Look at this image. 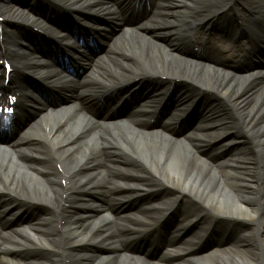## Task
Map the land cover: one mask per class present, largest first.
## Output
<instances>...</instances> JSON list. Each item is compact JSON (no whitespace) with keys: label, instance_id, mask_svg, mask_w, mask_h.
I'll return each instance as SVG.
<instances>
[{"label":"bare ground","instance_id":"6f19581e","mask_svg":"<svg viewBox=\"0 0 264 264\" xmlns=\"http://www.w3.org/2000/svg\"><path fill=\"white\" fill-rule=\"evenodd\" d=\"M111 1L113 4L107 8L98 6L95 0H66V3L76 15L91 13L120 23L121 11L128 0ZM239 1L244 6H254L252 0ZM8 2L0 0V16L5 17ZM233 2L237 0H157L152 17L136 28H123L103 57L120 71L125 70L124 75H136L142 81L157 80L161 88L148 96L155 92L152 96L155 98L160 92V101L164 102L171 84L199 88L226 99L236 110V123H231L232 116L217 105L206 109L199 122L202 125L210 121L226 133V140L220 148H213L211 155L205 153L208 145L201 137L190 134L177 138L166 132L174 127L168 124L162 131H147L141 129L145 123L137 125L134 121L93 123L80 110L73 87L63 72L54 65L40 68L41 56L32 52L17 31L0 40V54L14 56L21 73L44 75L49 86L57 89L60 84L72 96L69 106L46 110L25 129L19 147L0 146V189L7 188L0 201L15 195L17 201L39 203L45 213L26 227L6 232L1 221L10 207L17 204L16 213L32 207L13 201L4 210L0 202V240L22 239L0 246V264H264V68L238 74L216 61L191 59L177 51L189 41L203 42L198 28L209 26L210 18ZM258 4L264 5V0ZM65 48L79 55L81 43L71 38L65 41ZM211 49L206 48L208 52ZM214 50L215 57L221 58ZM77 60L82 61L80 57ZM139 85L140 82L136 84ZM18 89L22 94L33 95L27 86L20 84ZM176 97L179 106L167 123L179 121L194 107L197 94L183 88ZM23 102L27 104L29 100ZM222 112L227 118L217 117ZM233 131L237 134L229 139ZM230 146L233 151L224 156ZM101 182L107 185L105 192ZM121 186L126 189L119 191ZM136 187L167 189L168 205L179 197L187 199L189 206L181 204L178 212L183 218L182 225L196 221L197 227L188 236L186 248H194L213 227L221 224H227L223 237L236 232L235 238L229 243L219 242L210 252L185 261L172 255L192 254V249H174L167 252L169 257L150 260L147 253L131 251L126 245L135 227L153 220L149 208L132 215L135 218L139 215L137 224L132 218L118 217L111 211L82 215L77 209L80 202L77 198L86 197V190H90L107 193L108 202L114 203L109 208L122 210L129 199L147 191L134 190ZM114 190L118 192L113 193ZM63 194L71 198L64 202ZM111 217L121 221V228L116 230L119 236H110L114 228ZM8 218H13V214ZM104 246L106 252L96 250ZM27 251H45L47 256L25 258L23 253Z\"/></svg>","mask_w":264,"mask_h":264},{"label":"rangeland","instance_id":"374dc122","mask_svg":"<svg viewBox=\"0 0 264 264\" xmlns=\"http://www.w3.org/2000/svg\"><path fill=\"white\" fill-rule=\"evenodd\" d=\"M189 50H187L186 53H188ZM184 51H185V49H184ZM188 56H190V55H188ZM208 59H209V56H208ZM217 235H219V234H217ZM234 236H235L234 234H230V235H227L225 237L221 236L222 238H219L218 236H214L213 239L211 240V243H210L209 247L210 248L215 247L216 245L219 244V242H224L225 243L227 241H232L234 239Z\"/></svg>","mask_w":264,"mask_h":264}]
</instances>
